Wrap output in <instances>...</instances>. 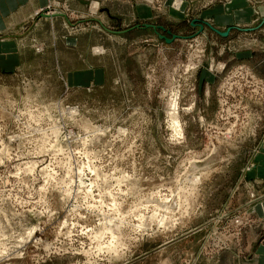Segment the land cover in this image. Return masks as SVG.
<instances>
[{
	"label": "rangeland",
	"instance_id": "rangeland-1",
	"mask_svg": "<svg viewBox=\"0 0 264 264\" xmlns=\"http://www.w3.org/2000/svg\"><path fill=\"white\" fill-rule=\"evenodd\" d=\"M233 1L0 0V264H264V15Z\"/></svg>",
	"mask_w": 264,
	"mask_h": 264
},
{
	"label": "crops",
	"instance_id": "crops-1",
	"mask_svg": "<svg viewBox=\"0 0 264 264\" xmlns=\"http://www.w3.org/2000/svg\"><path fill=\"white\" fill-rule=\"evenodd\" d=\"M233 3H234V7H236L237 9L242 8V7L245 8L244 12L246 13V15H248L247 12L251 13V17H253L254 13L257 11V9H258L257 7L261 8V12L264 15V0H234ZM242 12H243V9H241L237 13V15L239 17L243 16ZM231 18H234V16L232 17V15H231ZM248 20H249L248 18L247 19H244V18L243 19H236L235 18V21L240 22V23H243V22L248 21ZM260 206H261V208H258L259 214H260L261 218L262 217L264 218V200H263L262 205H260ZM261 261H264V260L261 258ZM248 264H250V263H248ZM252 264H253V262H252ZM258 264H261L260 261Z\"/></svg>",
	"mask_w": 264,
	"mask_h": 264
},
{
	"label": "water",
	"instance_id": "water-1",
	"mask_svg": "<svg viewBox=\"0 0 264 264\" xmlns=\"http://www.w3.org/2000/svg\"><path fill=\"white\" fill-rule=\"evenodd\" d=\"M201 27H203V25H201ZM210 27L214 30H216L220 35H222V36H226V35H228L229 34V30H230V28H229V30H227V31H225V32H222V31H220V30H218V29H216L215 27H212L211 25H210ZM178 35H174L173 37L175 38V37H177Z\"/></svg>",
	"mask_w": 264,
	"mask_h": 264
}]
</instances>
